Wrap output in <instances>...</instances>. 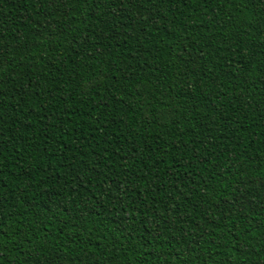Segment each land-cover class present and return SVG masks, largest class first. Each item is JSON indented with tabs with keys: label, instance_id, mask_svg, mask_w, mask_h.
I'll return each mask as SVG.
<instances>
[{
	"label": "trees",
	"instance_id": "1",
	"mask_svg": "<svg viewBox=\"0 0 264 264\" xmlns=\"http://www.w3.org/2000/svg\"><path fill=\"white\" fill-rule=\"evenodd\" d=\"M0 264H264V0H0Z\"/></svg>",
	"mask_w": 264,
	"mask_h": 264
}]
</instances>
